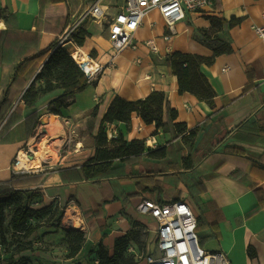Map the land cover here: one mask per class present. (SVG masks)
I'll return each instance as SVG.
<instances>
[{
	"label": "crops",
	"instance_id": "1",
	"mask_svg": "<svg viewBox=\"0 0 264 264\" xmlns=\"http://www.w3.org/2000/svg\"><path fill=\"white\" fill-rule=\"evenodd\" d=\"M97 1L108 7L106 18L90 17L84 44L78 46L71 36L58 43L66 28ZM111 5L110 0H0V7L7 8L10 16L9 21L0 17V99L21 58L52 44L67 48L70 54L82 48L102 69L94 83L62 109V116L78 120L97 105L89 130L93 137L116 95L134 101L157 90L176 110L173 122L184 123L186 130L173 135L156 129L153 123L145 124L132 113L128 130L115 122L107 125L109 132L114 135L121 130L127 140L143 139L146 143L153 136L155 143L147 146L162 151L161 156L144 152L129 158L123 162L124 178H105L98 184L77 176L81 164L67 165L62 159L60 166L29 174L38 180L20 187L38 186L41 196L36 208L62 205L65 218L68 211L76 215L78 227L86 230L88 239L101 242L110 255L114 240L132 228L140 231L144 253L156 221L137 211L142 199H183L196 215V228L204 226L197 236L205 250L224 251L231 264H264V46L253 30L261 23L262 2L214 0L208 11L186 12L171 29L158 10L151 9L133 33L136 48L123 49L113 60L106 23L115 14ZM208 15L241 18L231 28L210 32L230 39L232 51L215 56L210 65L199 66L215 91L214 107L189 91L179 92L176 76L164 65V56L174 51L212 54L211 48L195 38L211 28ZM91 50L94 56L89 54ZM224 67L226 71H222ZM52 97L34 107L40 116L38 127L43 118L54 115L46 110ZM32 110L24 108L22 116ZM53 128L58 131L56 125ZM192 129L194 134L189 136ZM6 134L8 140L0 141V182L10 179L11 159L33 138L26 137L22 119ZM139 164L153 166L141 169Z\"/></svg>",
	"mask_w": 264,
	"mask_h": 264
},
{
	"label": "trees",
	"instance_id": "2",
	"mask_svg": "<svg viewBox=\"0 0 264 264\" xmlns=\"http://www.w3.org/2000/svg\"><path fill=\"white\" fill-rule=\"evenodd\" d=\"M0 17L9 21L10 16L7 8L0 7ZM89 19L90 16H85L71 34L72 40L78 46L84 44L85 37L89 34L87 31ZM207 19L211 28L208 31L202 30V36H195V38L211 48L212 54L203 56L174 51L164 56V65L169 74L176 76L179 92L189 91L199 100L205 101L210 107H214L215 91L206 76L199 70V66L202 63L210 65L215 56L232 51L230 39L223 40L217 35L211 36L210 32L211 30L215 32L217 25V28H231L239 24L241 18L231 16L226 20L218 16L208 15ZM89 54L94 56L92 50ZM89 83H94V79L90 80L86 77L70 51L61 45L52 44L44 49L36 50L30 56L21 58L15 65L13 76L0 99V141L8 140L6 133L14 123L21 119L24 122L26 137L34 136L40 118L38 111L34 109L36 105L53 95L47 101L46 110L48 113L61 115L62 109L70 105L75 95L83 91ZM24 108L33 110L22 116ZM96 111L97 105H94L90 115L94 117ZM132 113H136L145 124L153 123L156 129L160 128L165 132H171L173 135L183 133L186 130L184 123L173 122L177 112L169 106L162 91L154 90L144 99L134 101L116 95L108 105L100 120L97 132L93 136V152L79 166L77 176L96 184L100 180L110 177L122 179L125 177L123 175L124 161L144 152L151 157L163 154L162 151L146 146L143 139L127 140L121 130L107 138V125L121 122L128 130ZM193 134L194 130L192 129L188 135ZM37 180V177L27 174H11L9 180L0 182V246L1 242L6 240L9 229L24 230L25 236H28L38 228V225L26 227L28 220L33 215H37L49 207L53 208L54 211L58 209V205L41 208L31 205L32 199L40 191V188L38 186L33 188L20 186ZM39 201L40 199L37 202ZM138 231L132 228L124 235L117 237L114 240L111 255L101 242L97 243L95 249L97 264H137L132 254L127 252V248L129 243L135 241L140 234ZM65 237L69 249L67 257H73L81 248L83 232L70 228L66 230ZM198 242L199 244L202 243L200 238ZM141 246L143 247V244ZM19 249L21 251L25 248ZM6 264H19V262L10 259Z\"/></svg>",
	"mask_w": 264,
	"mask_h": 264
},
{
	"label": "built area",
	"instance_id": "3",
	"mask_svg": "<svg viewBox=\"0 0 264 264\" xmlns=\"http://www.w3.org/2000/svg\"><path fill=\"white\" fill-rule=\"evenodd\" d=\"M214 0H122L115 14L106 19L108 39L112 48L113 60L120 51L125 48L135 49L137 46L133 33L142 24L145 14L151 10H158L165 26L171 29L173 24L184 18L186 12L195 13L208 11ZM262 2L261 23L253 26V30L264 46V0ZM108 7L97 2L92 3L83 10L80 19L70 24L58 43L70 37L79 22L90 16L95 20L106 18ZM150 44L152 51L157 48ZM72 55V54H71ZM75 60V59H74ZM76 61V60H75ZM90 80L100 72L102 66L95 72L84 70L76 61ZM227 67L222 68L226 71ZM112 134H110V137ZM147 143L154 144L151 136ZM23 150V149H21ZM25 155L30 154L28 148L23 150ZM20 150L12 158L9 169L14 174L30 173L31 170L22 165L19 155ZM136 209L141 214L150 215L156 221V227L152 230L153 237L145 242L146 249L141 255L143 264H231L227 254L222 250L207 251L200 246L195 232L197 218L189 204L183 199L158 202L151 199H142ZM148 243L151 246H148ZM140 257V256H139Z\"/></svg>",
	"mask_w": 264,
	"mask_h": 264
},
{
	"label": "rangeland",
	"instance_id": "4",
	"mask_svg": "<svg viewBox=\"0 0 264 264\" xmlns=\"http://www.w3.org/2000/svg\"><path fill=\"white\" fill-rule=\"evenodd\" d=\"M110 1H113L111 11L116 12L122 0H117V2H114L115 0ZM217 27L218 25L215 28ZM54 120L60 121V123L58 122L57 124L58 131L53 128L54 123L51 124ZM92 120L93 117L90 113L78 120H69L62 116V114L49 115L42 119L36 133L32 136L33 141L30 144L26 142L20 149L24 150L28 148L30 154H32L33 150L40 148L39 143L44 141L49 132L53 135L49 140V145L53 152L50 153V156H46L41 161L39 170L46 172L50 170L52 166L53 168L60 166L61 164H59V162L62 159L63 163H68L67 165L82 164L93 152L89 150L93 149V137L90 135L89 131L92 128ZM110 134L109 126H107V138L110 137ZM145 145L147 146L146 142ZM139 166L141 169H152L153 165L139 164ZM31 170L33 171L25 174L29 175L38 172V170L34 171L32 168ZM11 173L14 174L13 172ZM40 196V191H38L36 196L32 199V206H36V202L40 199ZM57 208L58 209L54 211L53 208L49 207L42 210L39 214L33 215L28 220L26 227L38 225V228L28 236H25L24 230L14 231L9 229L6 240L1 242L0 246L1 264H6L10 259L18 261L19 264H97V257L95 254L97 243H92L88 239L85 229L83 230L81 227L69 224L64 216V208L62 205L57 206ZM203 227L202 224L198 225L195 229L197 235H199ZM70 228L78 229L83 232L81 248L73 257H67L69 249L65 232ZM150 237H153L152 233ZM141 244H143V239L140 234H138L135 241H131L127 248V252L132 254L137 264H142L143 261L141 258L143 247ZM148 246L150 247L151 244L148 243ZM200 246L202 247V243H200ZM21 247L25 249L20 251L19 248ZM138 255H140V257Z\"/></svg>",
	"mask_w": 264,
	"mask_h": 264
},
{
	"label": "bare ground",
	"instance_id": "5",
	"mask_svg": "<svg viewBox=\"0 0 264 264\" xmlns=\"http://www.w3.org/2000/svg\"><path fill=\"white\" fill-rule=\"evenodd\" d=\"M72 57L78 61L84 70L88 72H95L97 68H99L100 64L94 58H91L82 48H78L71 52ZM57 126L58 122L54 121L51 122ZM53 135L48 132V136L45 137L44 141L40 142V148L37 150L32 151V157L25 155L24 151L20 149V157L22 159V165L26 168L37 170L39 166H41V161L46 157L50 156L53 151L49 145V140L52 138ZM33 141V138H30L29 144ZM33 171V170H31ZM66 219L68 220L69 224L72 226H79V221L77 220L76 215L72 214L70 211L66 214Z\"/></svg>",
	"mask_w": 264,
	"mask_h": 264
},
{
	"label": "water",
	"instance_id": "6",
	"mask_svg": "<svg viewBox=\"0 0 264 264\" xmlns=\"http://www.w3.org/2000/svg\"><path fill=\"white\" fill-rule=\"evenodd\" d=\"M29 157H32V154H29Z\"/></svg>",
	"mask_w": 264,
	"mask_h": 264
}]
</instances>
